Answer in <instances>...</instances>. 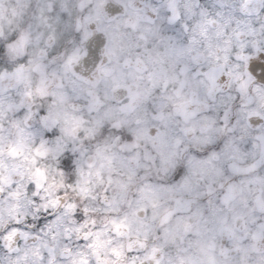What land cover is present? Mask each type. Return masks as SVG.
<instances>
[{"label":"clouds","instance_id":"1","mask_svg":"<svg viewBox=\"0 0 264 264\" xmlns=\"http://www.w3.org/2000/svg\"><path fill=\"white\" fill-rule=\"evenodd\" d=\"M0 264H264V0H0Z\"/></svg>","mask_w":264,"mask_h":264}]
</instances>
